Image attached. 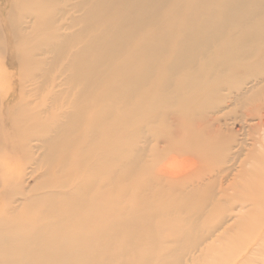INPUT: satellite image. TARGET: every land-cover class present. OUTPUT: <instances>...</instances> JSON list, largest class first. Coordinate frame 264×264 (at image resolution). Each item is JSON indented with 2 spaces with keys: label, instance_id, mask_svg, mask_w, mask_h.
Here are the masks:
<instances>
[{
  "label": "bare ground",
  "instance_id": "bare-ground-1",
  "mask_svg": "<svg viewBox=\"0 0 264 264\" xmlns=\"http://www.w3.org/2000/svg\"><path fill=\"white\" fill-rule=\"evenodd\" d=\"M60 1L0 0V264L247 255V222L262 218L264 230V171L247 170L246 150L237 169L207 163L228 154L231 140L211 127L224 102L264 92V0H79V16ZM65 61L76 94L62 119L54 89ZM71 158L60 201L26 195L29 169L39 181ZM224 175L228 188H209Z\"/></svg>",
  "mask_w": 264,
  "mask_h": 264
},
{
  "label": "rangeland",
  "instance_id": "rangeland-1",
  "mask_svg": "<svg viewBox=\"0 0 264 264\" xmlns=\"http://www.w3.org/2000/svg\"><path fill=\"white\" fill-rule=\"evenodd\" d=\"M70 0L67 1H60L59 6L62 8L67 5V8L70 10L72 8L71 5L78 4L79 0ZM69 2V3H68ZM12 2L11 0H8V5L11 6ZM69 5L71 7H69ZM78 10V9H77ZM77 10L71 9V14L74 16H79V11L77 13ZM61 17V16H60ZM63 20V19H62ZM60 20V22H62ZM75 52L76 49H73ZM72 51V52H73ZM72 63V62H70ZM69 62L65 61L63 65L60 66L61 74L58 73L55 77V83L56 87L54 91L57 93L56 98V105L54 112H57V114L62 118V113L66 112L68 109H70V106L67 104L69 95L73 93L72 95L76 94L75 91L68 90L69 88V81H68V75L62 74L63 70L62 67H65L66 65L70 64ZM250 87V86H249ZM263 90L259 91L260 97L254 98L252 95L248 94L245 97L237 100V99H228L225 101V105L223 107V111H220L216 115V123L213 122L211 125L213 129V134L215 136H221L222 139L231 140L230 145L224 144L226 149V152L228 150V154L226 155L225 159H222L221 157L216 158L214 161L207 163L209 166V171H219L221 168H223L225 165L226 167L231 166V169L240 167L242 164H240V161L244 162V156L241 158V154L243 153V150H246L247 152V170L250 171L251 168L260 167L261 171H264V127H258L256 128V123L259 121L258 116H261L264 113V92ZM49 92H45L43 94L46 95ZM257 93V94H258ZM40 92H38L37 102L38 104H41L43 100L41 101L42 95ZM60 94V96H59ZM44 97V99H45ZM252 97V98H251ZM44 102L47 103L49 106V100ZM246 113H249L246 115ZM50 113L42 115L43 117H49ZM264 116V115H263ZM63 119V118H62ZM216 124V125H215ZM218 124V125H217ZM224 140V142L226 141ZM216 144H219V142H216ZM227 145V146H226ZM41 155L44 156L45 152L41 151ZM17 156V157H16ZM13 160H18L19 162L22 161V156L19 153H13L12 154ZM76 160V158H71L69 162L64 165L60 160L55 161L54 170L51 172L49 178L46 175H43L45 173V167L43 170L39 171L38 176H40L39 181L36 180L34 177L36 176H30L31 175V169L27 171L26 177H25V188H26V195H29V192L32 190H38L39 192L43 194H62V195H56V201H60L64 194L69 191V189L61 190L59 186H57V182L61 183L62 180H66L67 182L74 178L75 172H73V163ZM221 160L218 164V166H214V164ZM226 162V163H224ZM246 163V162H245ZM245 163L243 166H245ZM64 166V168H63ZM63 168V169H62ZM231 171V170H229ZM42 176V177H41ZM53 179L55 182H53ZM231 179V178H230ZM50 180V182H53L52 189H47L45 185H47V181ZM72 181V180H71ZM224 183L219 186L220 182L218 178L214 183H212L209 188H212L214 192H218L217 190L222 186V188H228L229 187V181L227 179V175H224L223 178ZM39 182V183H38ZM228 184V185H227ZM58 187V188H57ZM55 188H57L55 190ZM208 188V189H209ZM263 187H260L259 189L262 190ZM42 189V191H41ZM235 190L228 189L227 194L231 195L233 194ZM71 193V190L70 192ZM36 193H34L35 195ZM52 194V195H53ZM50 196V195H49ZM251 196L254 197L255 195L247 193V197ZM48 197H43V201L41 202V206H47L49 202ZM222 204V202H220ZM251 208L249 206V203H247V211ZM244 212V211H243ZM231 214V212H228ZM236 214V213H233ZM64 215V214H63ZM260 219L257 218L255 221L247 222V239H249L247 243V255L243 254L240 259H235V261L230 256V253L226 251H217V253L214 255V257H211L202 262L201 264H230L232 260L236 263L241 262L240 264H264V230L261 231L258 229L260 226ZM237 220V219H234ZM233 220V221H234ZM257 221V222H256ZM214 224L213 226H216ZM65 233H71L70 231H67V229L63 230ZM67 237H63L61 240V243L67 242ZM252 240V241H251ZM221 241H223L221 239ZM251 241V242H250ZM218 247V243H217ZM69 248V247H68ZM216 248V246H214ZM224 249V248H223ZM61 254L68 255L67 253H60L59 256H62ZM261 258H260V257ZM64 257V256H62ZM58 258V257H57ZM79 260V259H78Z\"/></svg>",
  "mask_w": 264,
  "mask_h": 264
}]
</instances>
